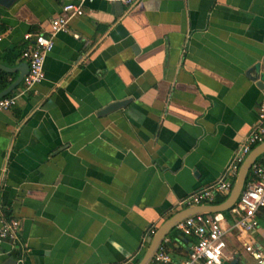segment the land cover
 <instances>
[{
	"label": "crops",
	"instance_id": "0c3cea01",
	"mask_svg": "<svg viewBox=\"0 0 264 264\" xmlns=\"http://www.w3.org/2000/svg\"><path fill=\"white\" fill-rule=\"evenodd\" d=\"M61 4L0 7V64L23 68L28 36L49 37ZM44 74L0 113V215L21 226L0 264H138L258 121L264 0L88 3L55 36ZM169 234L172 261L186 259L195 238ZM262 261L264 209L252 233L226 235L222 264Z\"/></svg>",
	"mask_w": 264,
	"mask_h": 264
},
{
	"label": "built area",
	"instance_id": "2783aa9c",
	"mask_svg": "<svg viewBox=\"0 0 264 264\" xmlns=\"http://www.w3.org/2000/svg\"><path fill=\"white\" fill-rule=\"evenodd\" d=\"M61 14L52 19L49 37L36 34L32 44L26 48L21 57L28 66V72L22 80L23 91H29L45 79L44 62L54 48V38L59 33L68 31L69 22L84 15V6L95 1L106 3L119 2L131 5L135 0H60ZM78 40L79 36L74 35ZM20 94L0 99V113L9 111L17 104ZM264 142V102L259 105L258 121L252 131L239 145L230 163L225 167L221 177L212 185L201 189L183 201L186 207L213 205L218 196H228L236 180L237 173L246 156L252 149ZM264 209V154L256 161L248 174L245 186L234 207L228 215L224 213L196 215L177 225V230L184 237H194L195 242L189 246L187 258L173 262L165 238L155 253L151 264H222L226 249V235L231 231L250 234L258 227V212ZM20 223L16 219L0 215V252L5 242L16 247L20 233ZM247 252L253 248L246 246ZM260 258L259 254H254ZM264 263V261H262ZM261 263V264H262Z\"/></svg>",
	"mask_w": 264,
	"mask_h": 264
},
{
	"label": "water",
	"instance_id": "95a60500",
	"mask_svg": "<svg viewBox=\"0 0 264 264\" xmlns=\"http://www.w3.org/2000/svg\"><path fill=\"white\" fill-rule=\"evenodd\" d=\"M16 0H0V7L8 9L12 6V4ZM0 70L4 71L5 73L11 74L14 72H19V76L17 79L9 85L4 91L0 92V99L8 96L12 93L16 87H18L24 76H26L28 72V66L26 63L23 64V68L16 67V68H7L0 64ZM254 79L257 80L256 77ZM263 86L262 83H260ZM124 102L115 103L108 107V110L112 111L114 109H117L121 106H123ZM264 154V142L257 145L252 149V151L246 156L243 163L241 164L239 171L236 176V180L233 184V187L227 196L226 200L222 202L221 204L217 205H204V206H194L186 208L175 215H173L171 218H169L167 221H165L157 230V232L153 235V237H150L148 240V248L146 249L144 255L142 256L141 260L138 262V264H151L153 257L155 253L157 252L159 246L161 245L162 241L167 237V235L170 233L171 230H173L175 227H177L178 224H180L182 221L189 217H193L196 215H206V214H217V213H225L232 209L234 205L236 204L248 177L249 171L252 167V165ZM4 264H18V261L9 259ZM264 264V263H262Z\"/></svg>",
	"mask_w": 264,
	"mask_h": 264
},
{
	"label": "trees",
	"instance_id": "16d2710c",
	"mask_svg": "<svg viewBox=\"0 0 264 264\" xmlns=\"http://www.w3.org/2000/svg\"><path fill=\"white\" fill-rule=\"evenodd\" d=\"M8 65H10L9 62H8ZM10 76H11L10 74L5 73L4 71L0 70V92L4 91L11 84ZM260 160H261V157L257 159V162ZM226 198H227L226 196H218L213 202V205L221 204L222 202L226 200ZM224 215L227 216L228 212H225ZM169 235H171L170 238L183 236L177 229L172 230Z\"/></svg>",
	"mask_w": 264,
	"mask_h": 264
},
{
	"label": "rangeland",
	"instance_id": "374dc122",
	"mask_svg": "<svg viewBox=\"0 0 264 264\" xmlns=\"http://www.w3.org/2000/svg\"><path fill=\"white\" fill-rule=\"evenodd\" d=\"M171 236V235H170Z\"/></svg>",
	"mask_w": 264,
	"mask_h": 264
}]
</instances>
